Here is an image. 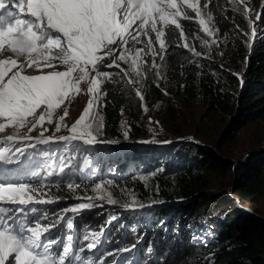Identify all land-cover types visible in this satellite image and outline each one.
Here are the masks:
<instances>
[{
  "label": "trees",
  "instance_id": "trees-1",
  "mask_svg": "<svg viewBox=\"0 0 264 264\" xmlns=\"http://www.w3.org/2000/svg\"><path fill=\"white\" fill-rule=\"evenodd\" d=\"M200 3L203 6L204 0ZM232 4L234 6L226 0H210L208 10L213 17L211 23L226 43L227 55L238 58L243 64L240 75L221 67L213 60L211 49L201 45L204 34L195 14L189 10L188 14L194 19H181L180 22L188 42L194 44L202 55L196 57L187 49L177 47L176 44L183 41L179 39V30L171 28L166 35L167 52L158 54L159 73L169 83L165 89L168 94L156 87L152 76L146 77L143 84L134 85L141 90L144 100L163 102L173 112L176 102L183 107L201 102L208 107L207 115L221 118L227 124L222 136L224 142L234 140L251 123H264V1L249 0L247 17L242 13L245 4ZM257 15L261 16L260 20L256 19ZM249 19L260 33L254 40L250 39ZM241 31L245 35L238 37ZM197 35L200 39H194ZM160 56L164 58L160 59ZM106 91L108 95L103 99L102 108L104 128L98 138L118 142L58 144L60 163L67 161L71 173H61L58 177L60 189L53 187L50 191L65 197L59 200L64 205L76 206L72 204L73 192L67 189V182L63 179L72 180L80 169V177L87 186L103 179L120 182L140 175H155L146 184L136 183L141 184L139 188L136 185V190L145 192L147 187L157 185L160 196L154 202L148 199L146 192L142 201L131 210L100 208L105 211L95 217L90 214L96 210L94 208L80 210L91 222L110 216L93 232L106 230L101 234L102 240L97 239L95 243L102 249L106 245L114 246L112 240L116 245L130 239L131 235H137L135 240L128 242L127 248L122 246L114 253L121 257L111 264H119L125 258L140 264L146 255H149L146 263L156 261L158 253H164L163 264H264V218L257 208H243L235 201L237 198L242 204L251 197L264 195V148L252 151L247 160L236 166L221 153L188 139H172L162 145L147 146L146 141H142L145 140V130L132 123L142 114L136 94L124 92L122 86ZM126 95H130L129 98ZM124 119L130 124L127 139L123 135ZM220 171L233 173L230 187L234 198L226 192L214 194L208 191L211 174ZM62 210L58 207L56 214ZM72 219V244L78 251L83 221L73 216ZM55 220L56 216H51L45 223ZM52 229L54 238H60L61 234Z\"/></svg>",
  "mask_w": 264,
  "mask_h": 264
},
{
  "label": "snow or ice",
  "instance_id": "snow-or-ice-1",
  "mask_svg": "<svg viewBox=\"0 0 264 264\" xmlns=\"http://www.w3.org/2000/svg\"><path fill=\"white\" fill-rule=\"evenodd\" d=\"M209 2L204 0L201 6L200 0H0V162L18 166L17 169L0 167V175L15 177L0 179V264H94L91 258H84L74 249L71 235L66 241L53 239L51 230L57 223H45L49 214L36 207L65 198L50 191L53 187L60 189V182L52 180L57 173L47 171L42 176L33 169L21 170V157L29 159L28 148L55 142L117 143L98 138L102 135L104 117L96 109L108 95L103 85L116 83V76L133 75L136 79L129 78L126 83L139 84L146 77L144 68L149 64L159 79L156 57L167 52L166 35L171 28L179 30V39L183 41L176 46L200 57L202 53L188 42L180 21L193 20L188 14L191 10L200 30L214 36L209 27L213 19ZM232 2L242 3V0ZM242 13L247 17L250 9L245 6ZM256 19L260 20L261 16L257 15ZM248 24L252 29L250 39L254 40L255 25L251 19ZM201 45L211 47L208 40H201ZM122 64L126 67H121ZM112 68L119 72L105 70ZM82 85H86L89 99L69 126L65 122L69 114L67 105L85 93ZM135 94L144 100L139 88ZM164 94H168L166 90ZM143 107L146 112L147 107ZM53 124L54 131L46 135L50 131L47 125ZM62 129L68 134L57 135ZM123 135L127 139L128 131ZM43 155L50 154L45 151ZM66 166L61 165L59 172L63 173ZM78 187L67 184L73 193ZM104 188V184H97L93 191L102 193ZM85 199L88 202L78 203L64 212L79 213L92 208L97 199L116 203L111 193ZM58 219L60 226L66 223L67 229H73L72 219L63 213ZM90 235L95 238L100 233ZM84 239L88 240L89 235ZM86 247L91 250L96 244L90 242Z\"/></svg>",
  "mask_w": 264,
  "mask_h": 264
},
{
  "label": "rangeland",
  "instance_id": "rangeland-1",
  "mask_svg": "<svg viewBox=\"0 0 264 264\" xmlns=\"http://www.w3.org/2000/svg\"><path fill=\"white\" fill-rule=\"evenodd\" d=\"M230 5L232 4V0H226ZM264 1V0H263ZM241 4H245V6L250 9L249 6V0H242ZM234 6V5H233ZM191 11V10H190ZM252 19V18H251ZM255 25V24H254ZM209 27L212 28V30L215 32V35L212 37L207 36L206 33H204L202 30L201 32L204 34V38L202 40H208L211 47V55L215 62H217L221 67H224L225 69L231 70L234 74L240 75L243 64L242 62L232 55L228 56L226 53V43L225 41L219 37L218 29L215 25L212 23L209 24ZM256 33L257 35L260 34L258 32V29L255 25ZM252 31V29H251ZM244 32H239L238 37L244 36ZM213 41H216V43H213ZM217 45V47L214 48V45ZM143 45H136V47H142ZM158 48V45H156ZM147 60H151V57H145ZM110 62V61H109ZM156 63H158V55L156 57ZM121 67H126L125 65H121ZM109 72H119V69L112 68V69H105ZM146 77L152 76L156 83H159V88L165 90L168 86V82H166L164 79H162L161 75L158 79L155 75V70H152L150 67V64L148 66H145L144 68ZM159 71V69H158ZM145 77V78H146ZM136 79V77L130 76V77H124L121 78L120 76H116L115 80L116 83H105L103 85V89H113L116 87H123L124 92H130L135 93L134 85H129L126 83L127 79ZM145 78L142 80L141 83L143 84L145 81ZM138 85V84H135ZM82 88L85 89V93L81 94L74 99L71 100L70 104H68V111L69 114L66 117V124L69 126L75 122V120L79 117V115L82 113L84 107L87 104V101L89 99V96L86 94V85H82ZM126 95V98H129ZM139 99V98H138ZM140 100V99H139ZM141 112L142 114L138 117L132 120L133 124H136L137 126L142 127L145 130V143H147V146L152 145L158 146L162 145L163 143L170 141L172 139L178 138L183 140H190L194 143H197L199 146L207 147L213 149L217 153H221L223 157L230 162H232L234 165L238 166L241 165L245 160L248 159L249 154L252 151H257L262 148H264V123L261 121L251 123L247 127H245L242 131L239 132L238 136L228 142H224L222 140L223 132L227 126L221 118H218L216 116H213L211 114L207 115L208 107L202 104L201 102H198L194 104L191 107H183L181 106V103L176 102V105L174 104L176 110L173 112L170 108L166 107V105L163 102L158 101H141ZM104 105V101L98 105L96 111L99 112V115L102 116V108ZM147 107V111H144V107ZM59 114H62V109L59 110ZM152 121L150 123L149 121ZM158 121V123H156ZM123 130L129 131L130 124L126 119L122 122ZM49 128V132L46 133V135H50L52 131H54V124L53 125H47ZM37 133L34 132L32 135H36ZM68 133L66 130H63L60 133H57V135H67ZM64 143V142H55L48 145H37L35 149L28 148L27 149V156L29 159H25L24 157H21V160L23 163L19 166V169L21 170H28L33 169L36 171L41 172V175H46L47 171H54L57 173L54 177H52L53 182L59 181V178L61 173L59 172V168L61 165H67V161H62L60 159V152L61 150L58 148V144ZM175 144V143H174ZM24 146V145H21ZM48 152L50 155L48 157H45L43 155V152ZM0 167H3L5 169H17L18 166L11 164V165H3L2 162H0ZM82 170L77 172V175L72 179L67 181L65 178L64 181L67 182V184L72 183L74 185H78L79 187L75 189V192L73 193V203L72 204H78L82 202H88L87 197H93L100 194L107 195L108 193H111L113 199L116 200V203H108L107 199L105 200H94L93 203L96 205L92 208L96 209L92 211L90 214H92V217H95L99 215V213L105 211L104 209L101 210L100 208H105L108 211H115L119 210L121 207H124L125 204H128L129 207H124L127 210H131L132 207L136 206V203H140L142 201L143 195L148 192V199H152V202H154L156 199L160 196V190L158 189L157 185L149 186L148 191H137L136 185L139 188L136 183H142L146 184L147 180L150 178H153L155 175H147V176H136L133 178L125 179L124 181H114V180H105L101 181L97 184H104L105 188L103 189L102 193H96L93 191L95 188V185L87 186L84 184L83 180L81 179V172ZM64 172H67V174L71 173V166L69 164L66 166V169ZM15 178L12 177L11 174H8V177L5 175H0V179L5 178ZM233 173L231 171L223 172L220 171L218 173H212L210 176V186H209V192L211 193H227L232 194L231 184L233 181ZM68 179V178H67ZM107 182H111L108 184ZM146 188V189H147ZM46 191V190H45ZM264 193V189H263ZM262 195V194H261ZM259 195L256 198H249L245 203H237L236 204L243 207H255L259 210L261 213V216L264 218V195ZM230 196V195H229ZM234 196V195H233ZM75 205H64L63 201H57L53 204H44V205H36L37 208L41 210V212H47L49 214V218L51 216H56V220L54 222L57 223V232L61 234L60 238H63L65 241L67 239L68 235H71L73 237V229L69 230L66 228V223H64L63 226H60L59 221V215L63 212V214H66V218L72 219L73 217H77L78 220H82L81 223V245L78 248V253L82 255L84 258H91L94 261V264H100V261H104L105 264H111L114 260H118L121 256L114 255L115 252L119 251L122 246H125L124 248H127L129 246L130 240H135L136 236L131 235L130 239L122 240V243L114 244L116 241L112 240V243L114 246L106 245L104 249L101 248V246H97L94 249H87V247L84 249L83 247L87 245L90 242L97 243L98 241H101V234L104 232H99L100 236H96L98 238H93L90 234L93 233L98 227H100V224L103 222H107V220L110 219V216L101 219L100 217L95 219L91 222V220H87L84 218L83 212L79 213H71V212H64L65 209H69L74 207ZM62 208L63 210L61 213H57V209ZM92 208L83 209L91 210ZM115 216V215H113ZM58 217V218H57ZM91 217V218H92ZM73 220V219H72ZM59 223V224H58ZM74 223V221H73ZM78 224V223H77ZM53 230V229H52ZM115 230V229H114ZM52 232V231H51ZM70 232V233H69ZM52 238H54L53 234L51 233ZM85 235H89V239L85 240ZM74 239V237H73ZM111 242V241H110ZM87 243V244H86ZM85 244V245H84ZM84 245V246H83ZM83 249L81 252L80 250ZM111 253V255H109ZM149 255H146L144 260H141L140 264H153V263H160L163 264L165 262L164 253H158L156 255V261L149 260L146 263V259ZM119 264H135L133 261L129 258L121 259Z\"/></svg>",
  "mask_w": 264,
  "mask_h": 264
},
{
  "label": "bare ground",
  "instance_id": "bare-ground-1",
  "mask_svg": "<svg viewBox=\"0 0 264 264\" xmlns=\"http://www.w3.org/2000/svg\"><path fill=\"white\" fill-rule=\"evenodd\" d=\"M14 165H16V164H14ZM237 203H238V204L240 203V200H239V199H238ZM62 213H63V212H62ZM62 213H61V214H62ZM58 224H59V223H58ZM69 233H70V232H69Z\"/></svg>",
  "mask_w": 264,
  "mask_h": 264
},
{
  "label": "built area",
  "instance_id": "built-area-1",
  "mask_svg": "<svg viewBox=\"0 0 264 264\" xmlns=\"http://www.w3.org/2000/svg\"><path fill=\"white\" fill-rule=\"evenodd\" d=\"M152 121H153V120H152ZM229 195L233 197V195H232V194H229ZM233 198H234V197H233ZM235 200H236V201H238V199H237V198H235Z\"/></svg>",
  "mask_w": 264,
  "mask_h": 264
},
{
  "label": "water",
  "instance_id": "water-1",
  "mask_svg": "<svg viewBox=\"0 0 264 264\" xmlns=\"http://www.w3.org/2000/svg\"><path fill=\"white\" fill-rule=\"evenodd\" d=\"M175 139H178V138H175ZM178 140H183V139H178ZM202 147V146H201Z\"/></svg>",
  "mask_w": 264,
  "mask_h": 264
},
{
  "label": "clouds",
  "instance_id": "clouds-1",
  "mask_svg": "<svg viewBox=\"0 0 264 264\" xmlns=\"http://www.w3.org/2000/svg\"><path fill=\"white\" fill-rule=\"evenodd\" d=\"M57 227H55L54 229H56Z\"/></svg>",
  "mask_w": 264,
  "mask_h": 264
}]
</instances>
